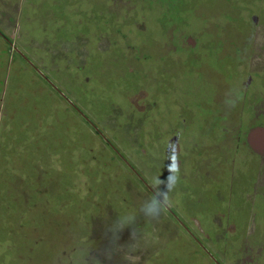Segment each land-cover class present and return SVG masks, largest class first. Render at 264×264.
Returning a JSON list of instances; mask_svg holds the SVG:
<instances>
[{
    "label": "rangeland",
    "instance_id": "1",
    "mask_svg": "<svg viewBox=\"0 0 264 264\" xmlns=\"http://www.w3.org/2000/svg\"><path fill=\"white\" fill-rule=\"evenodd\" d=\"M12 1L14 26L0 20V264H264V183L238 169L241 100L224 101L234 63H255L264 85V0ZM124 5L117 39L98 29ZM154 15L165 35L134 32ZM257 99L243 104L264 126ZM34 125L52 137L19 186L1 162L5 131L20 142ZM173 178L166 210L145 216L157 181Z\"/></svg>",
    "mask_w": 264,
    "mask_h": 264
},
{
    "label": "flooded vegetation",
    "instance_id": "2",
    "mask_svg": "<svg viewBox=\"0 0 264 264\" xmlns=\"http://www.w3.org/2000/svg\"><path fill=\"white\" fill-rule=\"evenodd\" d=\"M124 1H126L129 4H132L133 2V0H124ZM136 1L138 2L145 1L147 3L148 1L150 2L151 0H136ZM104 2L107 3V0L104 1L95 0V5L97 4L101 5L102 8L108 7L107 4L102 5L104 4ZM117 3H120L119 0L118 1L116 0V4ZM116 4H115V10H117ZM126 8H127L126 5H124V7L121 6V8L119 9L122 10L123 12L122 15L117 16L116 14L111 13L109 16L105 15L100 18H98L97 16L96 20H97L98 29L101 30L102 27L103 28L108 27L109 28L108 32L109 33L113 32L114 34L112 36H114L117 39L118 33H120L122 30L121 27L128 25V22L131 21L133 16V12L131 13V15H129L131 11L128 13ZM111 11H114V9H112ZM148 14L150 15L151 12H149ZM137 15L138 13H136L135 17L138 19ZM141 19L143 20V26L145 27H143L142 29L135 27L136 30H134V32L141 30V32L146 33L147 30H150L151 33H148V35L151 36V39H152L151 34L158 30L163 32V34L165 35L162 28V23H160V20L161 22H163L164 20L162 21V19L160 18L157 19L156 15L151 16L150 19L148 16L147 19H143V17ZM137 23L142 24V22L140 21H137ZM148 23H151L153 25L151 27H148ZM140 26L142 27V25ZM143 36L144 35L139 34L138 41L142 42ZM129 39L131 40V38ZM145 41H148L147 44L150 43L153 44L150 38H146L144 40V44L146 45ZM189 45H191L192 48L194 47V45L192 44ZM121 47H123V45H121ZM182 49L184 48L182 47ZM254 64L255 63H234L230 66V71H229L230 77L228 78L229 80L227 81V84L225 86L226 89L224 90L225 94L228 93L229 95H225L227 98H224L225 99L224 101H226L227 106L229 107L231 106L233 109L234 108L236 109L238 105V104L236 105V103L238 102L235 101L241 100L240 103L241 106L239 111H241L242 114L240 115L239 118H238L239 115H237V121H239L238 124L239 129L237 131L238 136L235 142V146L237 144V151H238V157H237L238 159L237 162L239 164L238 169L242 168L243 171H249L250 174L254 177V183L262 185L264 183V148L258 147L256 144L264 143V131H260V130H264V126L256 124L258 113L256 112L253 114V110L249 108H245V105L243 104L245 103L246 99L254 101V103H256V100H258L257 97L259 96V93L261 94L264 92L263 91L264 85L262 84V80H260L257 76V73L260 72L252 71V66H255ZM166 114L167 113H165V115ZM160 117L161 116H159V118ZM255 130H259V132H254ZM2 158H4V155L2 156ZM263 218H264V214H263Z\"/></svg>",
    "mask_w": 264,
    "mask_h": 264
},
{
    "label": "crops",
    "instance_id": "3",
    "mask_svg": "<svg viewBox=\"0 0 264 264\" xmlns=\"http://www.w3.org/2000/svg\"><path fill=\"white\" fill-rule=\"evenodd\" d=\"M13 5L14 4H13L12 0H0V20H1V23L3 24V26L4 25L6 26L7 22H9V21H10V23L13 21V26L15 24L13 18L18 17L17 14L21 9L18 6H15V5L13 6ZM1 26L2 25L0 24V27ZM33 41L34 40H31V41L23 40L22 43L20 42V44H19L20 45L19 49H21L23 51H25V49H26V51L34 52L41 46L39 48L41 51L48 50V48L45 47V45L42 46L40 43L37 44L36 42L34 43ZM41 51H39V52H41ZM60 53L63 54L62 51H60ZM34 58L36 60L35 61L36 63H46L48 57H47V53L44 52V56L40 57L41 59H37L35 56H34ZM35 62H32V63H35ZM34 78H35V81H40V79H38L39 77L37 75V72H35ZM37 123H39V122H37ZM40 126L41 125H38V126L34 125L32 127L29 126V127L25 128L24 130H21L22 128H20V130L18 131L19 133L27 132V134L25 133L26 136L23 135L24 137L21 135H18V137L20 138L19 140H22L20 142L17 141L18 138H15L16 131L13 127H12V129H10V131H5V134H7V136H6L7 139H10V140H6V141H8V144L6 145L5 149H8V150L11 149L13 151V155L11 156L9 154L10 151L7 152V150H5L4 159H3L2 163H4V164L13 163L15 165V167L12 168L14 170L13 174L11 173L12 174V180L15 179V182H17L19 186L23 182L29 183V181L31 179H34V178L36 179V177H34L33 174L34 175L37 174L36 165L38 163L37 162L38 156H39L38 153L40 154L39 157L42 160L45 157L39 148L40 142H43V145H46L47 137H49L50 139L52 137V129H50V131H47V128H46V130L44 131V133H45L44 139L39 138L38 130H39ZM46 131L48 132L47 135H46ZM8 134H9V136H8ZM6 141L4 139L3 144H5ZM0 142H3V140L1 139ZM45 155H46V153H45ZM18 165H19V167H18ZM40 165H42V164H40ZM3 176L5 178L6 175L3 174ZM7 183H8V180H7Z\"/></svg>",
    "mask_w": 264,
    "mask_h": 264
},
{
    "label": "clouds",
    "instance_id": "4",
    "mask_svg": "<svg viewBox=\"0 0 264 264\" xmlns=\"http://www.w3.org/2000/svg\"><path fill=\"white\" fill-rule=\"evenodd\" d=\"M163 182L157 181V187L161 192V196L158 197L155 194L152 195L150 202L144 206L142 209L144 211L145 216L156 218L161 215L162 212L166 210V206L164 205V198L169 197V193H171L174 189V178L173 181L164 184L163 189L161 190V184Z\"/></svg>",
    "mask_w": 264,
    "mask_h": 264
},
{
    "label": "water",
    "instance_id": "5",
    "mask_svg": "<svg viewBox=\"0 0 264 264\" xmlns=\"http://www.w3.org/2000/svg\"><path fill=\"white\" fill-rule=\"evenodd\" d=\"M260 131H264V130H260ZM254 132H259V130H255ZM258 147H263L264 148V143H260V144H256ZM255 148V147H254Z\"/></svg>",
    "mask_w": 264,
    "mask_h": 264
}]
</instances>
